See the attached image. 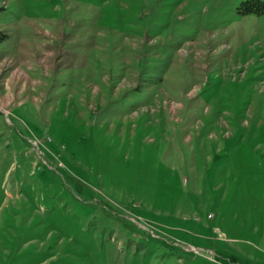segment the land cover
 I'll use <instances>...</instances> for the list:
<instances>
[{"label": "rangeland", "instance_id": "obj_1", "mask_svg": "<svg viewBox=\"0 0 264 264\" xmlns=\"http://www.w3.org/2000/svg\"><path fill=\"white\" fill-rule=\"evenodd\" d=\"M244 1L0 0V264H264Z\"/></svg>", "mask_w": 264, "mask_h": 264}, {"label": "trees", "instance_id": "obj_2", "mask_svg": "<svg viewBox=\"0 0 264 264\" xmlns=\"http://www.w3.org/2000/svg\"><path fill=\"white\" fill-rule=\"evenodd\" d=\"M241 6L245 7L244 12L264 13V0H246L241 3Z\"/></svg>", "mask_w": 264, "mask_h": 264}]
</instances>
